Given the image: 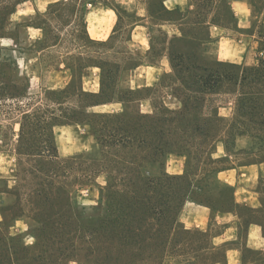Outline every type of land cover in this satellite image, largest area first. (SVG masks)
I'll use <instances>...</instances> for the list:
<instances>
[{
	"label": "trees",
	"instance_id": "1",
	"mask_svg": "<svg viewBox=\"0 0 264 264\" xmlns=\"http://www.w3.org/2000/svg\"><path fill=\"white\" fill-rule=\"evenodd\" d=\"M27 1L0 0V37L7 23H12L11 15ZM231 1L190 0V9L182 13L152 0L150 12L154 17L180 21L182 25V36L169 41L172 73L161 82L180 100L181 107L176 110L158 104L153 87L133 88L128 84L126 76L141 63L128 46L122 62L103 54L91 56V66L100 68L99 92L83 89V73L75 64L82 59V52L68 54L72 80L63 89L49 91L61 96L54 102L58 108L22 112L16 151L30 162L29 168L21 170L24 182L11 185L0 176L7 194H0V264H212L222 259L209 233L186 229L180 213L187 200L219 210L233 206L232 188L217 179L218 172L230 162L214 157L220 142L233 153L236 144L234 150L231 144L238 136L247 135L259 144L258 150L264 155V0H247L256 15L258 63L219 61L207 53L211 24L236 26ZM97 3L117 12L115 33L138 21L137 14L117 0H62L49 8L70 6L74 16L82 20L86 40L109 47L113 35L107 41H98L87 33L88 4ZM123 13L128 19L126 26ZM41 14L15 23L25 30L42 29L41 38L32 40L27 32L26 46L13 37L16 44L0 47V52H11V60L6 62L13 67L14 92L9 98L19 102L30 88V77L20 67L19 58L25 62L39 59L45 50L62 42L61 33L52 32L50 21ZM33 18H41L43 24H22ZM78 38L75 35V40ZM74 86L76 90L68 95ZM212 94L236 95L232 118L221 116L217 110L206 114L205 104ZM152 96L156 102L154 112H142L141 101ZM112 102L122 103L123 110L88 111L92 106ZM70 123L88 124L95 136L92 151L97 156L87 165L73 160L78 155L69 157L67 161L74 162L69 165L58 154L54 129ZM171 153L186 155L182 174L166 170ZM156 167L161 169L159 173L153 172ZM100 174L107 176L100 202L90 207L75 202L71 182L88 184ZM260 189L261 207L247 208L242 216L247 223H259L264 233V180ZM18 220L25 222L27 230L12 234L10 228ZM27 236L33 238V243L26 242Z\"/></svg>",
	"mask_w": 264,
	"mask_h": 264
},
{
	"label": "rangeland",
	"instance_id": "2",
	"mask_svg": "<svg viewBox=\"0 0 264 264\" xmlns=\"http://www.w3.org/2000/svg\"><path fill=\"white\" fill-rule=\"evenodd\" d=\"M57 1L59 0H29L20 4L17 11L11 15L12 23H7L6 29L3 33L4 36L0 37V47H9L12 46V44H16L12 39L13 37L19 44L26 46V43H29L26 39L27 32L28 37L30 35L32 40L40 38L42 36L41 29L29 27L25 30L24 27H16L15 25L16 22H21L23 17L34 16L37 12L44 14H41V17L50 21L51 24L49 26L52 32L59 31L62 36V42L54 48L45 50L41 53L39 59H32L25 62L22 58H19L20 67L24 69L30 77V88L22 102L9 98L14 92V89L11 87L13 67L6 62L7 59L11 60V52L9 50H2L0 52V174L4 175V177L9 180L11 185L24 182V174L21 170H23L24 167H30V162H26V158L18 155L16 151L17 140L20 133V120L21 115L23 114L22 112L24 110L32 112L38 107H42L43 109L49 108L50 110L58 108V105L54 102L56 99H61V96L49 93V91L65 88L71 81V72L68 70L69 64L68 60H66L68 54L82 52V59L79 58L75 64L77 66L79 64L80 74L81 71L85 74L84 87L87 90H96L98 89L99 69L91 66L93 63L91 56H100L103 54L111 60L122 62L127 46H130V48L138 50L139 52H145L146 49V36L142 31L137 34L138 37H134L135 39L133 42L128 41L129 26L115 35L111 44H109V47H103L88 42L84 34L82 20L80 19V16H74L70 6H55L51 9L49 8L51 4ZM117 1L124 2L128 10H133L134 7H136V9H141L142 7V0ZM192 7L195 10L196 6L194 4H192ZM123 16L125 19L123 25L126 26L128 19L124 13ZM86 19L92 34L96 31H100L99 34H101V37L106 38L111 34L118 17L113 9H108L99 3L97 5L88 4V14ZM27 22L42 23L43 20L41 18H33V20L27 19L22 24L24 25ZM254 29L256 30V28H252V30ZM75 35L81 39L78 38L75 40ZM156 36H158V34ZM248 43L250 47V58L248 61L258 63V36L249 39ZM156 44V49L160 50L159 48H161V45L158 39ZM212 51L213 49H211V52ZM212 55L210 54L209 56ZM166 62V59L163 63L161 60V67ZM155 70L156 69L149 67H141L134 73H129L126 76V79L132 85H137L143 82L154 83L156 80V72L158 75L161 69L157 71ZM145 74H148V80L145 78ZM74 87L75 88H72L69 91L68 95L72 94L74 92L73 90H76V86ZM164 95H166L165 92H160L157 95L158 99H156V102L158 100V104L164 103ZM235 100L236 95L233 94L209 95L204 111L206 114L210 115L214 110H217L221 116L228 119L232 118ZM67 104H69V102H67ZM172 105L174 106V103H172ZM120 108L121 105H110L102 108L99 107L97 110H120ZM142 109L150 110L151 106L148 102H145ZM57 112L60 113L59 110ZM58 128L60 127L56 126L54 129V137L56 139L58 138L56 141L57 145L60 140L63 142L65 148H68L69 144H74L72 153L62 156L60 152H58L62 160L67 161L69 157L78 155L76 156L77 158L73 160L77 163L83 161L84 165H87L86 162L89 163L95 156H97V153L92 151L93 149L92 147H89V144L87 147H84L86 142H92L93 137L89 133H83L79 127L67 126L64 130L62 129V131H59ZM256 142L258 141L256 140ZM219 144L224 143L220 142ZM235 144L236 149L240 146L246 147L248 148V152L246 151V153H256V155L262 157L263 152L258 150L259 144L253 143L251 137L247 135L238 136L236 142L231 144L232 150H234ZM236 149L233 153H240L237 152ZM250 157L251 155L247 156L245 153L239 155L241 160H248ZM254 158L255 157H252V159ZM73 160L67 161L68 164H73ZM170 162L174 165V168L178 167V160ZM166 169H168L167 163ZM160 170L159 167H156L153 169V172L159 173ZM18 171H21V173L18 174ZM106 179V174H100L88 184L71 182L70 189L72 190L73 200L81 206L86 207L98 204L102 198L101 187L106 184ZM0 194L7 195L6 192L4 193L2 184H0ZM19 227L20 226H18V228ZM12 231L15 233L22 232L18 231L17 228H13ZM26 242L28 244L33 243V238L27 236ZM72 264L76 263L73 262Z\"/></svg>",
	"mask_w": 264,
	"mask_h": 264
},
{
	"label": "crops",
	"instance_id": "3",
	"mask_svg": "<svg viewBox=\"0 0 264 264\" xmlns=\"http://www.w3.org/2000/svg\"><path fill=\"white\" fill-rule=\"evenodd\" d=\"M151 2L152 0H142L141 9H136V7H134L133 10H131L137 14L138 21L130 28L128 36L130 39H128V41L133 42L134 39L138 37L137 34L142 31L146 36V49L145 52H139L138 50H135L128 46L132 54L138 56L141 59L140 65L133 72H130V74L134 73L141 67L153 68L156 69L155 71L161 69L162 72L160 71L158 75L156 72V80L154 83L143 82L137 85H132L130 84V82H128V84L133 88L153 87L156 95H158L160 92H165L166 95H164L163 97L164 103L170 109L176 110L181 107L180 100L176 98L167 87L161 86V82L166 74L172 73V65L168 48L169 41L173 38L182 36V25L180 21L158 19L154 17L150 12ZM160 2L168 10H175L186 13L190 9V0H160ZM119 3L126 6L124 2ZM231 3L232 10L236 18V26L228 28L211 24L209 27V32L212 40L207 46V53L209 55L213 54L211 57L219 61H227L246 65L255 64L256 62L252 63L248 61V59L250 58V47L248 42L249 39L257 36L256 30H252V28H254V20L256 18V15L253 14L252 8L247 0H232ZM102 5L107 7L108 9H113L104 4ZM87 14L88 8L85 14V22L88 36L92 40L107 41L112 35L113 37H115V35L118 34V32H114V28L116 25L113 27L111 34H109L106 38L101 37V34H99L100 31H96L94 34H92L90 32V28L86 19ZM115 14H117L116 11ZM262 18L264 21V14ZM157 34L158 36H156ZM157 39L159 40L161 45V48H159L160 50L156 49ZM211 49H213L212 52ZM165 59L167 62L164 63V65L161 67V60L163 63ZM92 67L99 69L98 89L87 90L84 87L83 84L85 74L82 75L83 89L88 92H99L100 68L97 66ZM68 70H70L71 72L72 80L73 71L72 69H70L69 65ZM145 78L148 80V74H145ZM153 96L152 98H146L141 101L140 109L142 112H154L155 98ZM145 102H148L150 104V110L142 109V106ZM172 103H174V106L172 105ZM110 105H121V108L120 110H97L99 109V107L102 108ZM122 110L123 105L120 102L106 103L88 108L89 112L102 113L120 112ZM67 126L79 127L83 133H89L93 137L92 142H86L84 147H87L88 144L89 147H93L96 139L94 134L92 133L91 127L88 124L70 123L60 125L58 126L60 127L58 129L59 131H62V129L64 130ZM57 139L55 138L56 141ZM57 148L58 152H60V154L64 156L73 152L74 144H69L68 148H65L63 142H61L60 140V142H58ZM236 150L240 153H229L227 152L224 144H218L216 152L214 153L215 158H228L230 161L227 162L224 168L218 172L217 179L221 185L230 186L232 188L234 200L233 206L231 208L219 210L214 209L208 205L196 202L194 200H187L180 213V220L188 230H202L209 233L212 240V245L216 250H219L223 254L222 259L212 264H264V233L262 226L254 221L247 223L244 219V216H242L243 210L247 208L258 209L262 205V193L260 187L262 181L264 180V155L262 157H259L258 155H256V153H246V151L248 152V148L242 146L238 147ZM242 153H245L247 156L251 155V157L248 160H241L239 158V155H242ZM252 157L255 158L252 159ZM173 160L179 161L177 168H174V165H172V163L170 162ZM185 163L186 155L171 153L167 158L168 169L166 170L170 174H182L185 169ZM0 176L4 177V175L2 174H0ZM1 219L2 215L0 213V220ZM18 226L22 228H18ZM13 228H17L18 231H22L17 233H23L27 230V226L23 220H18L15 225L10 228L12 234H15V232L12 231ZM164 264L175 263L166 262Z\"/></svg>",
	"mask_w": 264,
	"mask_h": 264
}]
</instances>
